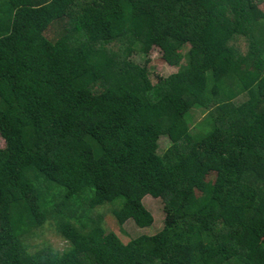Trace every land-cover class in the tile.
<instances>
[{
    "label": "trees",
    "instance_id": "1",
    "mask_svg": "<svg viewBox=\"0 0 264 264\" xmlns=\"http://www.w3.org/2000/svg\"><path fill=\"white\" fill-rule=\"evenodd\" d=\"M263 7L0 0V264H264Z\"/></svg>",
    "mask_w": 264,
    "mask_h": 264
},
{
    "label": "rangeland",
    "instance_id": "2",
    "mask_svg": "<svg viewBox=\"0 0 264 264\" xmlns=\"http://www.w3.org/2000/svg\"><path fill=\"white\" fill-rule=\"evenodd\" d=\"M264 8V7H263ZM162 53L160 50H154L150 56V59L152 60L149 68L152 72L159 74L161 76L168 77L176 72H178V69L175 67H171L167 63H165L162 59ZM137 62L139 63H145V60L147 57L139 56L136 58ZM195 123L199 124L205 119V115L202 114L201 111H197L195 114ZM167 141L163 143L162 148L166 147ZM4 146V141L0 137V147ZM146 207L149 211H151L155 217V224L147 229L139 228L134 221H130L127 223L123 230L120 228L117 220L114 218V216L107 211L106 215V222L105 225L108 230H114L120 232V234L123 236V238L128 239L130 238H139L143 235H155L162 231L165 227V203L160 200L156 199L152 196L146 197L144 200ZM106 211V210H104ZM27 243L31 248V251H37L44 247H49L53 249L54 251L63 252L68 248V243L66 240H64L57 232L54 223L50 222L47 223L42 229H40L37 232V235L30 236L27 239Z\"/></svg>",
    "mask_w": 264,
    "mask_h": 264
}]
</instances>
